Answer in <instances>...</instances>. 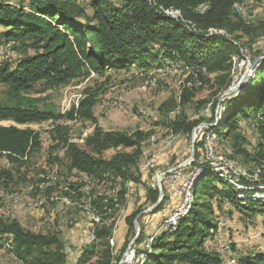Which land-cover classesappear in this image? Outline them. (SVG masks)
<instances>
[{
	"label": "trees",
	"instance_id": "obj_1",
	"mask_svg": "<svg viewBox=\"0 0 264 264\" xmlns=\"http://www.w3.org/2000/svg\"><path fill=\"white\" fill-rule=\"evenodd\" d=\"M242 2L86 0L90 9L88 13L86 7L77 0H29L27 6L21 2L11 4L7 0H0V27L3 28L0 43L21 40L36 50L34 55L20 60L14 68L9 62L0 63V83L19 93L39 81L48 87H56L87 77L91 72L126 71L131 67L149 69L164 63L179 62L196 74L199 82L207 75L216 74L215 82L223 92L231 83L233 59L241 55L242 36L252 35L255 30L254 25L248 24L237 9V5ZM172 11L176 12L175 16ZM253 41H243V44L252 50L250 44ZM261 56L264 58V54ZM194 87L195 83H192L184 90L183 102ZM221 100L224 101L221 110L224 113L206 131H214L219 141L228 145L231 153H241L247 157L253 164L249 174L255 173L256 177L252 178L256 181L247 180V175L245 178L242 174L233 176L237 183L239 181L241 185L249 186L237 188L233 180L220 177L213 167L210 169L207 166L210 164L199 165L197 160L200 158L202 138H197L194 153L196 161L189 168L199 166L202 171L193 183L190 209L174 228L171 227L173 229H163V232L160 231L162 233H157L158 236L156 234L150 249L141 252L143 259L139 264H223L213 251L205 248L206 242L217 231L216 211L221 210L222 202L226 200L230 210L250 215L264 214V189L259 190V186L264 185V60L241 89ZM95 101V96L88 93L66 115L60 116L87 119L94 123L91 134L85 139L92 153L69 142L59 125H56L55 132L59 133V139L63 142L70 168L91 179L106 181L120 178L123 188L117 195L123 197L126 183L140 179L139 174H133L132 168L141 159V143L146 133L139 130L132 133L102 130L91 111ZM213 106L212 115L204 120L207 124L215 121ZM56 117L50 112L34 108L0 106V118H13L19 123ZM201 122L200 119L190 122L179 117L168 119L167 128L174 133L190 135ZM242 123L257 128L256 142L250 151H246L242 145ZM39 145L40 137L32 129L0 125V154L9 161L19 163L28 159ZM111 148L132 149H118L108 159L100 157L103 151ZM163 192L164 201V188ZM256 193L261 196L256 197ZM157 198V189L147 191L145 199L151 205ZM90 204L103 217L114 209L116 201L109 197H91ZM161 205L153 212L158 211ZM142 209V206H138L127 221L131 223ZM111 229V226L96 225L95 240L102 243L99 251L95 249L96 243L92 242L81 252L75 264H88L93 257L97 259V264H113L108 242ZM145 233L141 227L135 244L141 242ZM0 241L1 244H7L19 264L66 262L64 246L58 237L32 233L12 219H0ZM236 253L234 264H264V250Z\"/></svg>",
	"mask_w": 264,
	"mask_h": 264
},
{
	"label": "rangeland",
	"instance_id": "obj_2",
	"mask_svg": "<svg viewBox=\"0 0 264 264\" xmlns=\"http://www.w3.org/2000/svg\"><path fill=\"white\" fill-rule=\"evenodd\" d=\"M7 1L14 4L21 2L26 6L29 2V0ZM77 1L90 13L86 0ZM237 9L248 24L254 25L255 30L252 35H243L241 38L242 51L240 50L241 55L238 58L233 59L230 85L236 77L245 75L252 60L262 58L261 55L264 54V35L262 36L264 4L257 0H243L237 5ZM2 31L3 28L0 27V33ZM259 39L260 45H257ZM243 41L246 43L253 41L250 44L253 49L245 46ZM11 42L16 57L8 62L13 68L20 60L36 53V50L28 47L26 42L21 40ZM3 60L4 58L0 57V63ZM258 65L254 67L252 75ZM215 76L216 74L207 75L201 80L202 82H199L196 74L181 66V63L172 62L149 69L131 67L126 71L107 70L100 74L91 72L87 77L77 78L68 84L56 87H48L46 83L39 81L28 90L19 93L13 92L8 85L0 83V106L34 108L57 116L44 121L24 123L16 122L13 118H0V125L30 128L40 137L38 149L28 159L19 163L11 162L0 154V219L15 220L23 229L32 233L58 237L63 243L67 256L65 264H75L81 252L92 242L96 243L95 249L99 251L102 243L95 240V226H111L109 249L112 263L117 264L135 235L134 220L137 217L140 228L142 227L146 233L138 245L135 244L137 240L134 242L133 250H144L146 239L159 230V226L165 224L164 220L176 210L171 209L175 203L170 200V188L164 187L163 184L166 197L161 202L160 209L156 212H153L154 209L147 210L151 206L150 201L145 199L147 191L157 184L155 171H167L190 156L193 133L198 130L200 124L205 123L204 120L210 118L212 105L218 118L224 113L221 111L224 101L218 103L224 91L219 90ZM192 83H195V87L190 90L189 97L183 102L182 94ZM88 93H92L96 98L91 111L102 130L127 133L139 130L146 133L141 143V159L132 168L133 170L131 169L134 175H140V179L126 183V194L123 197L117 195L123 188L120 178L106 181L91 179L70 168L63 142L59 139V133L55 132L56 125H59L69 142L75 143L89 153L93 152L86 145L85 139L91 134L94 123L77 117L73 119L60 117L66 115L67 111ZM105 102L112 105L102 107ZM178 116L190 122L196 119L203 122L196 125L190 135L183 132L174 133L167 128V121L177 119ZM215 123L216 118L212 124ZM205 131L204 127L197 137L198 140L202 138V144L199 146L200 158L197 160L199 165L217 163L207 165L210 169L212 167L215 169L219 164L230 162L236 165V173L247 175L246 179L249 181L253 180L252 177H256L255 173L249 174L250 170H253V164L246 159L247 157L241 153H231L228 145L219 140L214 144L215 150L210 159L203 162L205 152L202 145ZM242 131L243 148L250 151L256 142L257 128L255 125L242 123ZM118 149L105 150L100 157L108 159ZM131 149L120 150L131 151ZM149 156H156V163H152L153 167H146L144 170ZM194 161L196 160L193 158ZM192 163L181 168V175H186L196 167L189 168ZM221 173L226 175L225 172ZM238 184L241 185L239 182ZM244 187L249 186L242 184L241 188L245 189ZM263 189L264 185L259 186V190ZM91 197L113 198L116 204L114 209L109 210L102 217L91 206ZM34 203L37 205L35 206ZM138 206H142L143 209L131 223L128 222V216ZM10 207L9 212L4 211ZM222 212H227V224L223 231L230 241H224L222 245L227 253L231 250L235 253L264 250V214L250 215L229 210V205H222ZM93 216L100 217V222L94 224ZM216 219L217 223H220L217 211ZM170 229L173 228L169 227L166 230ZM245 237L249 241L241 242ZM1 243L0 241V264H19L10 253L7 244ZM205 248L210 250V240L206 242ZM142 259L141 252H129L124 264H139ZM235 261L236 258H232L223 264H234ZM88 264H97V259L91 258Z\"/></svg>",
	"mask_w": 264,
	"mask_h": 264
},
{
	"label": "bare ground",
	"instance_id": "obj_3",
	"mask_svg": "<svg viewBox=\"0 0 264 264\" xmlns=\"http://www.w3.org/2000/svg\"><path fill=\"white\" fill-rule=\"evenodd\" d=\"M9 3H11V2H9ZM11 4H14V3H11ZM175 13H176L175 11H172L173 16H175ZM8 44H10V56L7 54L8 53ZM12 44L13 43L11 41L3 42V43L0 44V57L4 58V60H3L4 62L11 61L12 59H15V57H16V51L14 50ZM3 61H2V63H3ZM241 79H242V76L241 77H236L235 80L233 81V85H237V83H239V81ZM111 105H112V103L105 102L102 105V107L111 106ZM209 105L210 104H208V107H209ZM218 120H219V118L216 116V122ZM211 125H213V124H209V126H205V130L208 127H210ZM212 140H213V143L215 144L219 140L218 135L214 131H205L204 139H203V145H202L203 149H204V152H205V161H203V162H207V160L210 159V157L212 156V154L214 152V150H212V148H211V141ZM146 167L147 168L153 167V164L152 163H148L146 165ZM231 167H235L236 168V165L233 164V163H230V162H226V164H219L218 167H216V168L214 167V168H215V170H217L219 172L220 177L231 179V180L234 181L237 176H240V174H237L235 169H232ZM201 171H202V169L199 166H196L195 168L191 169L190 171H188L186 173L187 176H186L185 187H184V192H183V204H182V207L177 208L172 215H170L166 220H164L165 224L162 227H160L159 230H157L153 235H150L146 239V241L144 243L145 249H148V250L150 249V245H151L153 239L155 238L157 233H159L160 231L163 230V227L169 226V227H173L174 228L176 226L177 222L179 221V219L182 218L189 211L190 206H191V201H192V187H193V183H194V181L196 180V178L198 177V175L200 174ZM221 172H225L226 175H223ZM233 176H236V177L233 179ZM247 180H249V179H247ZM234 184H235V187H237V188H241L242 187V185L237 183V180H236V182L234 181ZM255 195H256V197H260L261 196L260 193H256ZM34 205L36 206L37 203H34ZM171 219H173L172 222H171ZM99 222H100V217L93 216V223L97 224ZM219 227H220V223H217V231H218ZM129 252H134V250H131ZM129 252L126 253L125 257L129 254ZM225 252H226V250L222 246V253H225ZM124 260H125V258H124Z\"/></svg>",
	"mask_w": 264,
	"mask_h": 264
},
{
	"label": "built area",
	"instance_id": "obj_4",
	"mask_svg": "<svg viewBox=\"0 0 264 264\" xmlns=\"http://www.w3.org/2000/svg\"><path fill=\"white\" fill-rule=\"evenodd\" d=\"M261 4H264V1H261ZM257 45H260V39L257 40ZM242 46H241V51H242ZM7 54L10 56V44H8V53ZM115 107H117L116 104H115ZM211 148H212V150H215L213 140L211 141ZM156 160H157L156 156H149L147 158V163L145 164V167L143 169L146 170V165L148 163H156ZM208 162H210V161H208ZM211 164H217V163H211ZM231 168L235 169V167H231ZM169 170H170L169 173L163 176L162 184L164 185V187L170 188V192H169L170 200L172 203H175L171 209H177V208L182 207V204H183V192H184L185 180H186L187 175H181V168L173 169V167H172ZM163 172H164V170H162V171L156 170L155 171L156 178L160 177ZM243 178H245L244 174H243ZM253 181H256V180H253ZM153 189H157V184H154ZM222 205H229V204H227V201L224 200L222 202ZM222 205H221V210L218 211L219 220H220V227H219L218 231L216 233L212 234V236L210 238V250L213 251L221 259L222 262H227V261H230V259H232V258H236L237 253L233 252L232 250L229 253H222L223 242L224 241H230L223 231V229L225 228V225L227 224V212H222ZM9 209H11V207L4 209V211L9 212ZM229 210H230V205H229ZM173 219H171V222L173 221ZM163 229H169V227H163ZM134 252L140 253V252H144V251L138 250V251H134Z\"/></svg>",
	"mask_w": 264,
	"mask_h": 264
},
{
	"label": "water",
	"instance_id": "obj_5",
	"mask_svg": "<svg viewBox=\"0 0 264 264\" xmlns=\"http://www.w3.org/2000/svg\"><path fill=\"white\" fill-rule=\"evenodd\" d=\"M262 60H264V58H258V59H254L250 62L249 65V69L246 71L245 75L242 76V79L239 81V83H237V85H233V83L222 93L221 98L218 100V103L221 102V99L225 96H229L235 92H237L239 89H241V87L246 84L248 82V79L251 77L252 72L254 70V67L256 65H258ZM205 126H209V124H205L202 123L200 124L198 130L193 133L192 136V143H191V152H190V156L183 162L179 163L178 165L174 166L173 169H179L182 168L184 166H186L187 164H191L193 162V158H194V153H195V140L197 139V137L200 134L201 129H203ZM170 170L164 171L162 173V175L160 177L157 178V190H158V198L156 200L155 203H153L147 210L151 211L153 209H155L162 201L164 198V192H163V188H162V178L164 175L168 174ZM134 230H135V235L133 237V239L130 241V243L128 244V246L125 249V252L123 253V255L121 256L120 260L118 261L117 264H124V258L127 252L133 250V244L134 242L137 240V238L139 237L141 228L140 225L137 221V217L134 220Z\"/></svg>",
	"mask_w": 264,
	"mask_h": 264
},
{
	"label": "crops",
	"instance_id": "obj_6",
	"mask_svg": "<svg viewBox=\"0 0 264 264\" xmlns=\"http://www.w3.org/2000/svg\"><path fill=\"white\" fill-rule=\"evenodd\" d=\"M249 241L247 237L244 238L241 242ZM245 246V245H244ZM238 248V247H237Z\"/></svg>",
	"mask_w": 264,
	"mask_h": 264
}]
</instances>
